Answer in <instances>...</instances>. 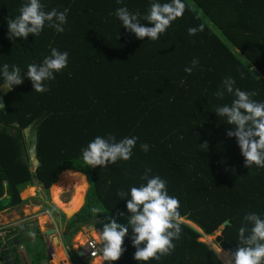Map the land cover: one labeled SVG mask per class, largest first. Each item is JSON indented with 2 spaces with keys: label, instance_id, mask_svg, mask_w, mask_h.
Wrapping results in <instances>:
<instances>
[{
  "label": "trees",
  "instance_id": "16d2710c",
  "mask_svg": "<svg viewBox=\"0 0 264 264\" xmlns=\"http://www.w3.org/2000/svg\"><path fill=\"white\" fill-rule=\"evenodd\" d=\"M26 2L0 0V69L17 65L25 77L4 90L0 108V214L27 205L21 194L27 189L23 196H31L36 185L48 198L60 174L73 170L89 184L82 208L69 219L53 205L45 210L71 236L83 227L99 228L110 215L127 225V200L117 193L145 184L141 176L151 168L150 175L166 181L168 194L179 200L182 219L199 230L181 221L175 250L147 264H225L201 240L219 230V246L232 259L245 214L264 219V168L244 166L236 138L227 136L232 126L215 113L234 96L217 99L215 93L231 76L237 88L255 91L252 99L264 102V0H182L183 16L155 42L137 39L115 12L127 7L139 13L142 26L153 27L143 19L151 4L171 0H40L46 12L67 10L65 31L45 25L38 36L10 40L7 20ZM201 24L203 31L189 35ZM52 48L69 53L67 67L45 82L49 91L36 93L27 66L41 64ZM193 59L199 64L189 75L184 68ZM4 85L0 72V89ZM109 134L117 142L137 137L131 159L87 166L81 150ZM131 236L129 227L126 251L111 264H144L133 259Z\"/></svg>",
  "mask_w": 264,
  "mask_h": 264
},
{
  "label": "clouds",
  "instance_id": "9594fccd",
  "mask_svg": "<svg viewBox=\"0 0 264 264\" xmlns=\"http://www.w3.org/2000/svg\"><path fill=\"white\" fill-rule=\"evenodd\" d=\"M43 9L44 5L40 0H27L20 7L19 15L7 20L8 38L10 40L16 38L27 40L29 35L34 37L40 35L45 25L54 29L57 33H63L65 31L67 10L61 12L52 9L46 12ZM185 10L186 4L182 0H171L170 3L163 4L153 2L148 14L143 18L154 25L153 27L142 26L139 13H132L127 7L118 8L115 15L121 21L123 27L134 33L137 39L143 40L147 37L149 41L155 42L167 32L170 25L177 18L183 16ZM203 30L204 25L201 24L198 28H189L188 33L189 35H195L198 31ZM68 56L67 51L61 52L56 48H52L50 55L46 56L41 64L32 63L27 66V78L31 81L33 90L36 93L49 91L45 82L53 80L55 73L67 67ZM198 64L199 61L193 59L191 66L185 67L184 71L190 75ZM9 67L8 64H4L0 69L5 83L0 89V99L3 102V107L5 106L4 96L6 93L4 89L11 91L14 86L23 84L25 79L19 66L12 65L11 71ZM240 77L241 79L244 78L243 73L240 74ZM235 85L236 81L231 76L222 81V88L215 93L217 99H223L225 93L234 96V99L230 105L218 106L215 113L218 117L224 119L227 125L232 126V130L227 132V136L236 138L241 154L245 158L244 166L248 169L253 165L264 168V102H257L252 99L257 95L255 91H242ZM136 142L137 137L135 136L131 138L124 137L118 142L112 134H109L106 138L97 136L86 148L81 150L82 160L93 169L97 166L107 167L109 164L117 163V161L127 162L132 157ZM200 146L207 148V143L205 142ZM140 148L142 151L147 152L149 145L141 144ZM151 171V168H147L141 176V179L146 181L145 184L132 187L130 193L123 190L117 193L121 199L127 200L126 207L130 213L127 225L117 223L115 218H111L109 222L103 225L102 231L95 228L94 231H100L97 233L100 241L90 238L83 245L77 247V250L82 248L81 252H76L80 258L84 256V259L81 258V260H88L90 263L97 258H102V264H111L112 261L119 260L126 251L122 245L129 232V227L132 229V236L130 237L132 247L135 248L133 259L136 261L144 262V264H147L150 260L159 261L162 257L171 255L175 250L176 244L174 241L180 239L181 221H186L180 215L179 200L168 194L166 181L159 176H151ZM129 196L130 198H126ZM43 210V214H47L52 218V214L46 211L45 207H43ZM91 211L93 214H97L99 209L92 208ZM120 215L123 216V213ZM52 220L54 226L47 231L55 229L56 232L47 234L46 231L45 234L48 239L49 236H52L53 239L55 237L54 240L57 245V238L62 225L65 232L63 231L64 233L61 236L66 235L67 229L66 224L60 225L58 223V217L57 220L54 218ZM243 221L244 223L238 231L240 243L235 252L231 254L232 259L229 256L231 264H264V219L255 212H249L245 214ZM186 223L190 224L191 222ZM190 225L199 230L194 224L191 223ZM35 228L41 230L38 224L35 225ZM88 228L92 229L94 227L89 226ZM30 235L34 234L30 233ZM39 237H43L42 232ZM88 240H96L100 245L101 250L96 257H89L88 253L83 251ZM63 247L67 253V259H69L73 252L69 255L70 248ZM7 248H9L8 245L0 248V255ZM47 255L38 264H45L43 263L45 261L50 264L49 260L52 263L53 250L50 251V254L48 251ZM36 256L42 257L41 254ZM221 259L224 261L222 256ZM0 260H2V257H0ZM31 262L37 261L34 257H31ZM70 262L72 263V261Z\"/></svg>",
  "mask_w": 264,
  "mask_h": 264
},
{
  "label": "rangeland",
  "instance_id": "374dc122",
  "mask_svg": "<svg viewBox=\"0 0 264 264\" xmlns=\"http://www.w3.org/2000/svg\"><path fill=\"white\" fill-rule=\"evenodd\" d=\"M5 90V89H4ZM7 90V89H6ZM76 172V171H75ZM80 173V172H79ZM82 174V173H81ZM85 176V175H84ZM59 178V177H58ZM85 180H86V177H85ZM58 181V179H57ZM86 182V189H85V192L83 194V204H84V200H85V196H86V192H87V189H88V182L87 180L85 181ZM66 186V188H65ZM35 190L32 189L33 193L31 196H33L34 193L37 194V198L33 199V200H28L31 196H23V193L27 190H25L22 194H21V199L25 202L28 203V205H24V206H21L19 208H16V209H13L9 212H11L12 214L7 217V218H3L2 221H0V229L2 227H6L8 225V223H13L15 222L16 220H18L19 217L23 218V231H21V228L18 227L17 229V232H16V235L18 237V240L20 241L21 245L24 246V250L30 254L31 257H34L35 258V261H38L40 259V257L36 256L38 251H37V246H38V241L40 240V238L42 237H39L38 233H39V230L37 228H35V222H38L39 219L38 217H42L43 216V207L45 205H53L51 203V189H50V195L49 197L47 198L43 192L42 189L39 188V186H35L34 188ZM62 190L60 191V204L65 206V205H68L69 203H71L72 201V198H73V195H74V192H75V189H74V185H72L71 183H66L65 185L62 186L61 188ZM73 189V190H72ZM37 191V192H35ZM82 204V206H83ZM26 206V207H25ZM55 206V205H54ZM34 207H37L38 209L34 208ZM60 212H62L66 219L70 218L71 216H67L64 211H62L61 209H59L57 206H55ZM80 210V209H79ZM77 210V212L79 211ZM31 216L29 218H25L24 216H28L30 215ZM75 214V213H74ZM47 215V214H46ZM0 216H4L3 213L0 214ZM35 216V217H34ZM111 218H114V216H111L110 215V219ZM42 220V219H41ZM44 221V222H43ZM41 222L45 225H41ZM109 221H106V222H101L100 225H99V230L102 231V228H103V225L105 223H107ZM118 222V221H117ZM39 223V227L42 229V230H45V232L50 229L49 227L52 226L54 224L52 218L51 220L49 219V215H47V217L43 218L42 221L38 222ZM37 224V223H36ZM97 229V227H94L92 228L91 230H89L88 227H83L81 229V231L79 233H77L76 235L77 236H82L84 242L81 244V242L79 240H76V235L74 236L73 238V247H72V252L73 254L70 255L69 257V261H72V264H100V263H97L96 260L95 261H91L89 263L88 260H81L80 256L77 255V251L81 252L82 251V248L78 249L77 250V247L83 245L87 239H96L94 237V235H92V232H94V229ZM20 230V231H18ZM29 230V234L26 233V231ZM30 233L34 234V236H30ZM221 233V230H219L218 232H216L212 237H207V236H203L201 238V240L207 244H209L211 247H213L216 251L218 249H221L220 246H219V243H218V240H217V237L220 235ZM39 237V238H37ZM50 237V236H49ZM52 237V236H51ZM71 235L67 232L66 235H64V238L67 240V239H70ZM53 240V238H52ZM81 240V241H83ZM97 241H100L98 239H96ZM55 244V241L54 243ZM52 244V246H53ZM70 248V247H69ZM222 250V249H221ZM223 251V250H222ZM61 253L63 255H66L65 253H62L61 251H59L57 254H56V258L54 257L53 258V264H56V263H59V262H56L58 261V254ZM48 254V252H47ZM220 254V253H219ZM221 255V254H220ZM67 256V255H66ZM222 256V255H221ZM57 259V260H56ZM67 260V259H66ZM225 263L228 264L226 262V260L224 259ZM45 264L48 263V261H45L43 262ZM52 264V263H51ZM68 264V263H67Z\"/></svg>",
  "mask_w": 264,
  "mask_h": 264
},
{
  "label": "crops",
  "instance_id": "0c3cea01",
  "mask_svg": "<svg viewBox=\"0 0 264 264\" xmlns=\"http://www.w3.org/2000/svg\"><path fill=\"white\" fill-rule=\"evenodd\" d=\"M65 171H72V170H65ZM72 172H74V171H72ZM31 189L35 190L34 188H31ZM29 191H32V190H29ZM35 192H37V191H35ZM35 198H37V194L36 193H34L33 196H31L28 200H33ZM34 208L38 209L37 207H34ZM3 214H4V216H0V221H2L3 218L9 217L12 213L7 211V212H4ZM30 216H31V214L28 215V216H24V217L25 218H29ZM45 217H47L46 214H43L42 217H38V219H39L38 222L42 221L43 218H45ZM52 218L55 219L54 214H52ZM49 219L51 220L50 216H49ZM22 224H23V218L19 217L18 220H16L15 222L8 223V225L6 227H2L0 229V237L2 238V241H3V244L1 246V248L6 247L8 245V242H12L14 244V249L12 247H9V248H7V250L4 251V253L2 255H0V257H2V260H0V264H32L31 257L29 255V253H27L24 250V246L21 245V243L18 240V237L16 235L18 227L21 228V231H23ZM37 224L39 226V223H37ZM41 225H45V224H43L41 222ZM53 226L54 225L50 226L49 228H52ZM89 230H91V228H89ZM18 231H20V230H18ZM40 231L42 232L43 237L40 238V240L37 243L38 244V246H37L38 253L37 254H41L42 258H45V256H48L47 252L49 251V254H50L51 250H53V258L56 256V254L59 251H61L62 253L67 254L66 251H65V248L63 246L70 247V252L68 254L69 255L71 254L72 247H73V242L72 241H73V238H74L75 235L73 237H71L69 240L68 239L66 240L64 238V235L61 236V234H63L65 232V228L63 227V225H62V229L59 231V235H58L59 237L57 238L58 239L57 240V245H56V241L54 239L52 240L51 237H49V239L47 238V235L45 234V230L41 229ZM96 231L100 232L98 230H96ZM26 233L29 234V230L26 231ZM30 236L33 237L34 235H30ZM37 238H39V237H37ZM54 241H55V244H53ZM51 244H53V246ZM222 252H224V251H222ZM224 253H226V252H224ZM226 255H228V254L226 253ZM64 256L67 259V256L66 255H64ZM222 258H223V256H222ZM228 258H229V260H226V259L225 260H226V262H228V264H231V259H230L229 255H228ZM49 263L51 264V260H49ZM67 263L68 264H72L68 259H67ZM52 264H53V262H52ZM56 264H60V263H56ZM100 264H102V262Z\"/></svg>",
  "mask_w": 264,
  "mask_h": 264
},
{
  "label": "bare ground",
  "instance_id": "6f19581e",
  "mask_svg": "<svg viewBox=\"0 0 264 264\" xmlns=\"http://www.w3.org/2000/svg\"><path fill=\"white\" fill-rule=\"evenodd\" d=\"M85 181H86L85 176L79 172L64 171L63 173L60 174L58 181L52 185L51 203L53 205L57 206L62 211H64V213L68 217L72 216L74 213L77 212V210L81 209V207H82L83 194H84L86 186H87ZM66 183H71L72 185H74L75 192H74L71 203L63 206L60 204V202H61L60 201V194H61L60 191L62 190L61 189L62 186L65 185ZM65 188H66V186H65ZM97 233H98L97 231H94V232H92V235H94V237L99 240ZM207 237L213 238V236H207ZM76 240H79L81 242V244L84 242L82 236H77ZM81 240H83V241H81ZM217 251L223 256L224 259L229 260L228 255H226V253L222 252L221 249H218ZM57 257H58V261H56V262H59L60 264H67V260L63 254L59 253ZM102 261H103L102 258L96 259L97 263H101Z\"/></svg>",
  "mask_w": 264,
  "mask_h": 264
},
{
  "label": "built area",
  "instance_id": "2783aa9c",
  "mask_svg": "<svg viewBox=\"0 0 264 264\" xmlns=\"http://www.w3.org/2000/svg\"><path fill=\"white\" fill-rule=\"evenodd\" d=\"M0 108H3V102L0 99ZM101 248L96 240H88L83 251L88 253L89 257H96Z\"/></svg>",
  "mask_w": 264,
  "mask_h": 264
},
{
  "label": "water",
  "instance_id": "95a60500",
  "mask_svg": "<svg viewBox=\"0 0 264 264\" xmlns=\"http://www.w3.org/2000/svg\"><path fill=\"white\" fill-rule=\"evenodd\" d=\"M33 160H34V163L37 165V164H38V161H37L35 158H33ZM55 219L57 220V217H55ZM190 224H191V223H190ZM228 224H229V222L226 221V222L224 223L223 227H226ZM55 232H56L55 229H52V230H50V231H47V234H54ZM54 239H56V238L54 237ZM81 258L84 259V256H82Z\"/></svg>",
  "mask_w": 264,
  "mask_h": 264
}]
</instances>
